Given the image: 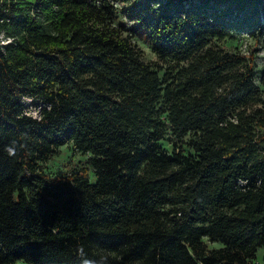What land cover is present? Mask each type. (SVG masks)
Returning <instances> with one entry per match:
<instances>
[{
    "label": "trees",
    "instance_id": "1",
    "mask_svg": "<svg viewBox=\"0 0 264 264\" xmlns=\"http://www.w3.org/2000/svg\"><path fill=\"white\" fill-rule=\"evenodd\" d=\"M237 32L264 0H0V264L255 262L264 66L212 44ZM67 145L84 167L45 172Z\"/></svg>",
    "mask_w": 264,
    "mask_h": 264
},
{
    "label": "rangeland",
    "instance_id": "2",
    "mask_svg": "<svg viewBox=\"0 0 264 264\" xmlns=\"http://www.w3.org/2000/svg\"><path fill=\"white\" fill-rule=\"evenodd\" d=\"M115 7L120 10V8H123L124 5L119 2H115ZM250 12L251 10L250 8H248L246 9L244 15L248 16ZM244 15H241V17ZM120 22L126 24L127 30L132 26L131 23L127 21L122 15H118L115 25L118 26ZM124 34L126 35L127 33ZM132 43L136 48L141 50L142 57L145 62L151 64L158 63L157 57L152 53L150 47L143 39V37H133ZM212 44L214 46L220 47L221 49H224L227 52L244 56L247 60L252 59L255 72L257 74L260 73L264 66V33H255L252 36L243 32H237L234 38L231 40L228 39L220 42L213 40ZM23 106L24 111L28 115L35 118L38 117V108L32 102H30V100L23 99ZM163 145L166 148H169L167 142H164ZM84 162L85 158L80 156L76 151H73L70 145H67L61 148L58 154L43 166V170L52 176H58L63 173L69 172L73 168L84 167ZM220 247L221 246L219 244L210 245V248ZM263 256L264 250L258 249L255 262L253 261L249 264H262Z\"/></svg>",
    "mask_w": 264,
    "mask_h": 264
}]
</instances>
